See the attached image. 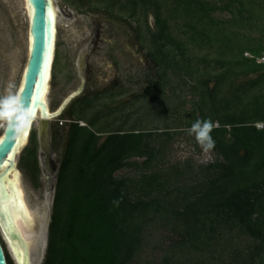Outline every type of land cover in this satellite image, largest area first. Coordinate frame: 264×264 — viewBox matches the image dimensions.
<instances>
[{"label": "trees", "instance_id": "obj_1", "mask_svg": "<svg viewBox=\"0 0 264 264\" xmlns=\"http://www.w3.org/2000/svg\"><path fill=\"white\" fill-rule=\"evenodd\" d=\"M65 1L127 24L148 71L130 98L109 86L61 112L41 264H148L156 229L169 234L158 264H264V0ZM159 117L164 128L147 127ZM208 118L214 158L164 164L179 128ZM24 158L35 177L34 141ZM125 167L138 173L116 174Z\"/></svg>", "mask_w": 264, "mask_h": 264}, {"label": "rangeland", "instance_id": "obj_2", "mask_svg": "<svg viewBox=\"0 0 264 264\" xmlns=\"http://www.w3.org/2000/svg\"><path fill=\"white\" fill-rule=\"evenodd\" d=\"M54 3L56 4V1ZM18 6L16 17L13 18L6 0H0V97L8 95L6 89L10 84L14 86L11 91L16 95L27 58V15L23 0H18ZM60 13L58 9L56 36L58 45L47 94L51 109H55L69 92L77 88L80 79L87 82L83 93L115 85L126 88V93L116 100L130 98L132 93L142 90L146 84L144 77L148 71L147 63L144 50L141 49L134 32L127 24L101 13H78L76 17L71 18H64ZM96 23H99L97 47L88 51L85 59L81 60L80 67L76 58L82 51L79 49V43H84V39L92 34ZM185 104V111H188L189 103ZM128 111H124L120 116V119H127V125L142 114L140 109ZM147 127L161 129L164 128V124L159 117L147 124ZM2 128L3 126H0V134ZM188 129L179 128L180 132L174 135L163 157L164 164L190 159L195 167L214 158L215 155L211 150L207 153L202 150L195 136L190 135ZM137 173L138 170L132 167H125L116 172L117 175ZM39 193L35 191L36 195ZM17 238L22 256L25 258L26 246L19 236ZM168 241L169 234L164 230L156 229L148 238L141 253L142 258L148 264H158L162 248ZM3 243L5 252L14 262L8 244L5 240Z\"/></svg>", "mask_w": 264, "mask_h": 264}, {"label": "water", "instance_id": "obj_3", "mask_svg": "<svg viewBox=\"0 0 264 264\" xmlns=\"http://www.w3.org/2000/svg\"><path fill=\"white\" fill-rule=\"evenodd\" d=\"M54 1H56V4ZM23 3L28 22V45L27 58L22 70L16 95L21 98V102L26 108L28 97L31 96L34 91L36 94L41 95L43 106L36 107L33 116L35 117L34 119L38 120L41 148L45 150V144L48 143L49 140L48 127L50 119L63 111L68 103L81 92L82 86L80 85L75 90L69 92L55 109H50L47 94L50 88L52 67L55 57L58 9L63 5L60 0H32V3H29V0H23ZM150 23L153 24L152 17H150ZM37 81H40V83L38 84ZM25 89L27 90L25 91ZM34 100L35 97L33 96V101ZM45 113H47V115H45ZM187 115H189V112H187ZM30 128L31 126L26 130L27 136ZM6 131L7 126L5 125L0 134V140L5 138ZM24 132L25 131L18 134L14 132L15 135L13 139L15 141H20V143L17 147L13 148L12 152L8 154L7 159L4 161V165L0 167V173H5L3 179L0 178L2 179L0 180V185H2V191H0V197H2V199H0V209H2L0 210V224L2 225L3 235L8 242L11 253L18 264H37L45 253L47 245L46 232L42 231L43 238L41 244L38 243L39 239H36L37 234L33 232L25 237L12 219L13 211H11L12 209L17 211L21 208L24 210L21 203L22 198H20L22 189L15 184L17 181L19 183L18 178L20 176L17 177V171L19 172V170L16 167V153L27 138L26 136L22 140ZM46 148H48V146ZM5 150L6 147L0 148V157H3ZM9 161H12L14 165L10 170L8 167ZM10 173H12L14 179L10 177ZM9 203H11L12 209L11 206L9 207ZM48 213L47 219L49 221L50 211ZM11 226H13L14 230ZM47 226L48 224L45 225V228ZM18 236L23 240L26 246L25 258L21 253ZM38 256L39 259L36 258ZM0 264H8L6 252L1 241Z\"/></svg>", "mask_w": 264, "mask_h": 264}, {"label": "flooded vegetation", "instance_id": "obj_4", "mask_svg": "<svg viewBox=\"0 0 264 264\" xmlns=\"http://www.w3.org/2000/svg\"><path fill=\"white\" fill-rule=\"evenodd\" d=\"M60 1L63 5L60 8V11H61L60 14L64 18L76 17L78 13L88 12V11H79L70 3H67L66 1H63V0H60ZM6 2L9 6L12 17L14 16L13 18H15L16 13L19 9L18 0H6ZM98 26H99V23H96L95 28L92 29V34H89L86 37V39H84V43L83 42H81V44L79 43V49L80 50L82 49V51L80 52L79 56L76 58L78 61V65L80 67H81V60L85 59V56H87L88 51L92 50L94 47H97L96 41L98 40L97 35L99 33ZM27 29H28V22H27ZM27 38L28 37H26V39ZM57 45L58 44L56 42V47ZM86 83L87 82H85L83 79H80L77 88L81 85L82 89L79 94H82L83 91L86 89V86H87ZM60 114L50 119L49 121V127H48L49 140H48V143L46 144L44 143L46 147L48 146V148L45 147V150L41 148L40 137H39L40 136L39 123L37 119H34L31 124V128L29 130L28 136L26 140L23 142V144L20 146L19 150L17 151L16 159H15L16 167L19 170V175H20L18 178L19 183L18 181L16 182L15 180L16 182L15 184L16 186H19L22 189L21 203L24 207V210L21 208L17 211H19L21 215H24L26 222H29V223L24 224L22 228L19 227V230L22 233V235H24L25 237L29 236L31 232H33L34 234H37L36 239H39L38 241L39 244L42 243V238H43L42 231L46 232V236L48 232L47 230L48 226L45 228V225L49 223L47 219L48 217L47 215L49 214L48 213L49 211L51 214L52 200H53V195L55 191L56 174H57V170L59 167L60 151L62 149V141L60 140L58 141V143H54L53 137H52L53 128L57 125H62L63 122L66 120L65 118L59 117ZM4 126L2 128V131L4 129ZM32 141H34L36 145V158H37V166H38V170L36 172L35 177H32L31 173L27 171L26 166H25L26 158H24L26 147L31 145ZM10 177L14 179L13 178L14 176L12 175V173H10ZM35 191H39L40 193L36 195ZM4 240L6 241L3 235L2 225L0 224V241L2 242V244H4L3 243ZM6 243L8 244L7 241ZM36 258L39 259V256ZM13 259H14V262L11 259L12 263L18 264L14 256H13ZM42 259L43 257L39 259L37 264H41Z\"/></svg>", "mask_w": 264, "mask_h": 264}, {"label": "clouds", "instance_id": "obj_5", "mask_svg": "<svg viewBox=\"0 0 264 264\" xmlns=\"http://www.w3.org/2000/svg\"><path fill=\"white\" fill-rule=\"evenodd\" d=\"M13 85H9L6 91L8 95L0 97V126L6 125L15 133L26 131L32 124L34 116L21 102V98L12 93ZM83 123V122H82ZM217 125L208 119H197L188 132L194 135L197 143L202 150L207 153L215 147V141L211 136V132ZM257 130H264V122L257 121L253 125Z\"/></svg>", "mask_w": 264, "mask_h": 264}, {"label": "snow or ice", "instance_id": "obj_6", "mask_svg": "<svg viewBox=\"0 0 264 264\" xmlns=\"http://www.w3.org/2000/svg\"><path fill=\"white\" fill-rule=\"evenodd\" d=\"M29 3H32V0H29ZM35 14V13H33ZM37 83L39 84L40 81H37ZM27 89H25L26 91ZM33 96L35 97V100L33 101ZM42 107L43 106V102H42V99H41V95H38L36 94V92L34 91L32 93L31 96L28 97V104H27V109L28 111L34 115V109L36 107ZM45 115H47V113H45ZM15 133L12 131L11 128H7V131H6V134H5V138L0 140V148H5L6 147V150L4 152V155L3 157H0V167H2L4 165V161L7 159L8 157V154L10 152H12L13 148L17 147L20 143V141H15L13 139ZM27 136V131H25L23 133V136H22V140L23 138H25ZM13 163L12 161H9L8 162V167H9V170L13 167ZM3 175H5V173H0V178L3 179ZM19 176V172L17 171V177ZM0 179V180H2ZM0 191H2V185H0ZM0 199H2V197H0ZM2 210V209H0Z\"/></svg>", "mask_w": 264, "mask_h": 264}, {"label": "bare ground", "instance_id": "obj_7", "mask_svg": "<svg viewBox=\"0 0 264 264\" xmlns=\"http://www.w3.org/2000/svg\"><path fill=\"white\" fill-rule=\"evenodd\" d=\"M27 45H28V41H27ZM20 198H21V195H20ZM8 205H9V207L11 206V209H12L11 203H9ZM11 211H13L12 212V214H13L12 215V219L14 220V222L18 226V228L19 227L22 228L24 226V224L29 223V222H26V220L24 218V215H21L19 211H16V210H13V209Z\"/></svg>", "mask_w": 264, "mask_h": 264}]
</instances>
